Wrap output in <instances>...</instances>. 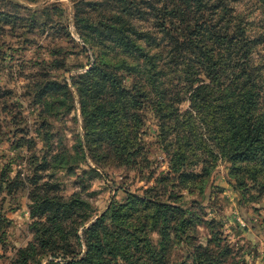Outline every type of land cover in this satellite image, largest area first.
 Masks as SVG:
<instances>
[{
  "label": "trees",
  "instance_id": "16d2710c",
  "mask_svg": "<svg viewBox=\"0 0 264 264\" xmlns=\"http://www.w3.org/2000/svg\"><path fill=\"white\" fill-rule=\"evenodd\" d=\"M114 1L116 15L108 20L78 21L79 28L107 45L99 62L74 80L84 130L83 143L78 139L74 146L75 155L85 159L83 147L104 141L117 160L142 159L139 112L147 105L158 116V137L170 173L142 195L129 194L124 204H113L91 222V209L79 196L63 201L56 195L57 184L38 183L43 180L39 173L48 167H66L68 174L74 173L75 160L57 153L48 162L31 154L26 178L32 187L31 215L45 216L48 226L35 227V240L15 264H39L38 256L58 254L67 259L64 264H173L169 261L172 239L191 251L194 264H237L235 250L217 234L206 245H191L188 233L196 221L187 216L184 203L180 204L184 195L176 191L201 194L221 161L228 166L227 182L235 191L264 192V31L249 35L250 24L233 13L232 0ZM136 15L151 27L131 24L128 17ZM11 19L18 18L0 13V22ZM20 25H28L25 30L30 31L34 19ZM25 30L20 34L24 40ZM5 57L0 46V62ZM123 76L131 83L126 84ZM34 90L43 131L42 120L64 105L69 91L66 85L50 81ZM58 90L64 96L58 97L57 108L52 106L54 98L42 101ZM5 91L0 88V98L7 95ZM182 101L189 104L185 111L178 108ZM12 146L31 151L34 143L18 139ZM7 173L3 170L1 178L7 180L9 194L24 189L19 176L9 178ZM71 218L78 227L65 229ZM89 221L81 243L79 226ZM4 222L0 209V228ZM153 232L160 237L157 245L149 238Z\"/></svg>",
  "mask_w": 264,
  "mask_h": 264
},
{
  "label": "rangeland",
  "instance_id": "374dc122",
  "mask_svg": "<svg viewBox=\"0 0 264 264\" xmlns=\"http://www.w3.org/2000/svg\"><path fill=\"white\" fill-rule=\"evenodd\" d=\"M114 2L0 0V13L18 18L17 21L0 22V46L6 53L0 62V88L8 91L4 98H0V199L3 198L0 209L5 219L0 228V264H15L24 249L35 240V227L48 226L45 216L31 215L32 187L26 182L31 154L36 158L46 157L48 162L57 153L68 156L67 161L75 160L74 173L68 174L66 167L58 170L48 167L39 173L43 180L38 183L57 184L56 195L63 201L79 196L91 209V222L105 214L113 204H124L129 194L142 195L155 185V180L170 173L168 156L161 149L158 137V116L147 105H143L139 112L143 120L138 137L142 159L117 160L104 141L89 148L83 147L87 150L85 159L75 155L74 146L78 139L83 143L84 130L74 80L89 71L93 63L99 62V55L107 45L79 28L81 24L78 21L87 24L90 19L108 20L116 15ZM93 4L101 6L95 9ZM229 6L236 16H241L250 24L249 35L264 31L263 2L232 0ZM29 19H34L30 31L25 30L28 25H20ZM128 20L140 28L148 29L152 25L137 15L131 19L128 17ZM23 30L27 34L26 40L20 36ZM253 58L255 61L259 59L257 54ZM104 59L109 62L108 56ZM122 78L126 84L131 83L126 76ZM47 81L66 85L69 95L65 96L60 109L44 117L42 121H45L46 128L41 131L38 120L40 107L34 105L33 100L37 93L34 88ZM61 94L62 91L58 90L51 96H45L42 101L52 102L54 98L52 106L57 108L58 97L64 96ZM188 106L187 101H182L178 108L185 111ZM18 139L33 140L34 148L31 151L14 148L12 142ZM92 141L90 138L89 143ZM3 170H7L9 178L19 176L25 183L24 189L9 194L8 182L1 178ZM227 174L228 166L219 161L201 194L194 192L188 195L183 190L176 191L184 195L179 202L184 203L182 207L187 211V216L196 221L191 226L195 228L188 233L190 243L206 245L213 238L212 234H217L235 250L234 260L237 264H264V192L259 195V190L235 191L227 182ZM194 200L198 203H192ZM75 221V218L66 221L64 228L78 227ZM90 221L79 226L77 235L81 243L83 230ZM34 222H39L40 226L34 225ZM195 223L198 225L195 226ZM149 238L154 245L160 241L157 232L150 233ZM171 242L169 261L173 264H194L191 251L183 243L175 239ZM210 247L213 248V245ZM79 251L84 252L83 244ZM37 260L39 264H64L67 259L58 254L38 256Z\"/></svg>",
  "mask_w": 264,
  "mask_h": 264
}]
</instances>
